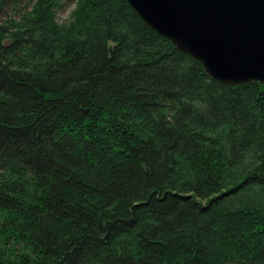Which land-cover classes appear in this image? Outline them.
Listing matches in <instances>:
<instances>
[{
    "label": "trees",
    "instance_id": "obj_1",
    "mask_svg": "<svg viewBox=\"0 0 264 264\" xmlns=\"http://www.w3.org/2000/svg\"><path fill=\"white\" fill-rule=\"evenodd\" d=\"M74 2L0 0V264H264V83Z\"/></svg>",
    "mask_w": 264,
    "mask_h": 264
},
{
    "label": "water",
    "instance_id": "obj_2",
    "mask_svg": "<svg viewBox=\"0 0 264 264\" xmlns=\"http://www.w3.org/2000/svg\"><path fill=\"white\" fill-rule=\"evenodd\" d=\"M136 13L227 84L264 83V0H128Z\"/></svg>",
    "mask_w": 264,
    "mask_h": 264
},
{
    "label": "rangeland",
    "instance_id": "obj_3",
    "mask_svg": "<svg viewBox=\"0 0 264 264\" xmlns=\"http://www.w3.org/2000/svg\"><path fill=\"white\" fill-rule=\"evenodd\" d=\"M74 3V0H61L60 7L57 11V18L61 21L67 19L70 10L75 6Z\"/></svg>",
    "mask_w": 264,
    "mask_h": 264
}]
</instances>
